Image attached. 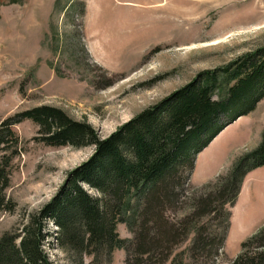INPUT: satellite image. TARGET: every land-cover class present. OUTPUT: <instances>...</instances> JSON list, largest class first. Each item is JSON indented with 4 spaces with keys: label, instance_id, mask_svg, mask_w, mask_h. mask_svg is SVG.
<instances>
[{
    "label": "rangeland",
    "instance_id": "374dc122",
    "mask_svg": "<svg viewBox=\"0 0 264 264\" xmlns=\"http://www.w3.org/2000/svg\"><path fill=\"white\" fill-rule=\"evenodd\" d=\"M263 48L264 0H0V125L50 106L107 139L206 72ZM13 130L21 152L6 193L16 207L0 211V236L20 229L95 152L93 146H47L29 120ZM263 132L264 99L198 154L189 193L227 176L260 146ZM227 210L230 227L215 264H232L242 244L264 228V167L246 176ZM119 233L131 237L125 225ZM46 251L57 264H69L58 248L47 244ZM125 260L119 250L110 264Z\"/></svg>",
    "mask_w": 264,
    "mask_h": 264
},
{
    "label": "trees",
    "instance_id": "16d2710c",
    "mask_svg": "<svg viewBox=\"0 0 264 264\" xmlns=\"http://www.w3.org/2000/svg\"><path fill=\"white\" fill-rule=\"evenodd\" d=\"M263 99L264 48L206 72L107 139L55 107L7 119L0 125V211L16 207L6 193L21 152L15 125L33 122L47 146L95 152L20 229L0 236V264H57L47 244L67 254L69 264H110L119 250L126 264H215L230 227L227 206L237 203L246 176L264 167V132L260 146L227 176L192 194L189 182L198 154ZM120 225L130 238L121 237ZM232 264H264V228L242 244Z\"/></svg>",
    "mask_w": 264,
    "mask_h": 264
}]
</instances>
